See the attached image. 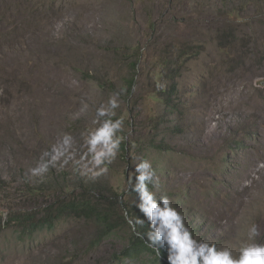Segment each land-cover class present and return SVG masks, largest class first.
Returning a JSON list of instances; mask_svg holds the SVG:
<instances>
[{
  "label": "rangeland",
  "instance_id": "1",
  "mask_svg": "<svg viewBox=\"0 0 264 264\" xmlns=\"http://www.w3.org/2000/svg\"><path fill=\"white\" fill-rule=\"evenodd\" d=\"M138 56L128 98V63ZM258 80H264V0H0V264L108 261L119 240L89 250L96 227L82 218L25 237L4 222L53 202L52 190L60 193L65 180L71 193L83 188L91 195L106 182L136 206L128 177L142 159L159 177L156 195L172 201L199 239L236 250L255 223L257 242L264 243V173L251 187L244 178L250 171L259 176L255 167L264 165ZM116 93L120 107L112 118L124 117L126 139L137 141L156 124L161 151L118 153L95 178L72 162L31 174L60 134L71 133L79 148L81 132L95 127L96 109ZM28 186L45 193L30 196ZM103 195L104 205L120 199Z\"/></svg>",
  "mask_w": 264,
  "mask_h": 264
},
{
  "label": "clouds",
  "instance_id": "2",
  "mask_svg": "<svg viewBox=\"0 0 264 264\" xmlns=\"http://www.w3.org/2000/svg\"><path fill=\"white\" fill-rule=\"evenodd\" d=\"M89 105L82 101L81 111ZM120 107L119 93L111 95L107 107L101 105L96 109L91 124L81 132L82 143L77 148L75 137L68 132L59 135L57 143L46 150L37 166L30 169L33 176H42L57 162L67 165L72 162L80 165L92 177L108 172V166L120 152L124 136L121 135L124 117L113 119L115 110ZM82 149V151H81ZM77 155L79 159H76ZM132 175L128 177V189L138 194L137 207L147 218L149 231L145 243L161 258V247L167 246L169 264H264V243L257 242L260 237L258 225L252 223L247 230V240L238 249L220 247L214 241L199 239L187 225L184 214L179 211L167 196H157L153 190L159 182L149 160L143 159L135 164ZM135 178V182L133 181ZM149 185H152L150 189ZM131 230L141 239L145 234L137 232L136 226L144 220L129 218L124 212Z\"/></svg>",
  "mask_w": 264,
  "mask_h": 264
},
{
  "label": "trees",
  "instance_id": "3",
  "mask_svg": "<svg viewBox=\"0 0 264 264\" xmlns=\"http://www.w3.org/2000/svg\"><path fill=\"white\" fill-rule=\"evenodd\" d=\"M227 30L228 33H226V35H228V37H233V28L228 27ZM182 56L183 53L180 57ZM138 61L139 56L130 60L128 63L130 73L124 80L128 98L132 95L133 85L138 72ZM163 61L169 62V56L163 59ZM167 62L165 66H167ZM168 74H170V71H168ZM172 90L173 88L171 87V92H173ZM165 91L166 88L164 89L161 87V89H158L159 93H164ZM158 131V125L153 124L150 127L149 135L139 138L137 141L134 139L133 142L128 141L126 139V133L122 131L120 134L124 136V141L121 145L119 154L121 157H125L127 150H131L137 156H141L154 148L161 151L162 149H158L160 145L157 143V138L155 137ZM172 132L173 134H177L178 131L172 130ZM135 148L138 151H134ZM126 178V175H124L123 179L126 180ZM133 181L135 182V178H133ZM76 186L79 187L78 185ZM98 187L100 188L93 189L94 191L91 192L92 195L88 189L83 188H80L78 193L73 194L69 188L68 181L65 180L59 186L60 193L52 190L50 195L54 200L53 202L45 205L43 208L40 206L41 209L38 212L20 211L19 213L8 215L4 224L7 227L10 225L15 226L17 232L25 237L33 235L34 232L42 229H52L56 224L66 219L82 218L94 224L96 227L95 235L92 234L93 238L90 239L87 245L89 250L97 248L109 238L119 240V243L115 242L117 246L115 253L103 264H169L166 245L161 247L162 255L161 258H159L153 249L148 247L145 243V240H147L146 233L149 231V224L147 218L139 208L137 206L127 205V202L122 198L124 196L123 192H120L117 187H112L106 182L99 183ZM62 191L65 192L63 193ZM110 191L120 197V199L116 200V204H110L109 202L107 205H104V203L109 200H101L104 197L103 194ZM43 192L44 190L36 186H28L25 191L26 194L33 197L35 194H43ZM61 195H63V197L59 198ZM133 195L137 196L139 199L138 194L134 192ZM96 196L98 198H95ZM125 211L128 217L133 220L136 218L144 220L142 225L138 224L136 226L137 232L145 234L144 239H141L131 230L124 215Z\"/></svg>",
  "mask_w": 264,
  "mask_h": 264
},
{
  "label": "bare ground",
  "instance_id": "4",
  "mask_svg": "<svg viewBox=\"0 0 264 264\" xmlns=\"http://www.w3.org/2000/svg\"><path fill=\"white\" fill-rule=\"evenodd\" d=\"M258 106V105H257ZM264 106V105H263ZM262 106V107H263ZM263 110L260 108V107H258V110H257V112H256V117L259 119V122L260 123H263L264 124V112H262ZM254 112V111H253ZM255 114V113H254ZM261 151H259V152H261L260 153V155L258 156L260 159H262V160H264V142L262 141L261 142ZM257 158V157H256ZM256 164V163H255ZM249 171V170H248ZM253 172H254V170H253ZM255 172L259 175V176H256V175H253V174H251V171H250V173H246L245 175H244V178H246V179H248L249 180V183H248V185L247 186H252L257 180H259V179H261L260 177H261V175L264 173V165L262 166V167H259V166H256L255 167ZM238 186V185H237ZM242 187H246V186H244V185H242ZM242 189V188H241ZM237 190V189H236Z\"/></svg>",
  "mask_w": 264,
  "mask_h": 264
},
{
  "label": "water",
  "instance_id": "5",
  "mask_svg": "<svg viewBox=\"0 0 264 264\" xmlns=\"http://www.w3.org/2000/svg\"><path fill=\"white\" fill-rule=\"evenodd\" d=\"M256 84L257 85H261V86H264V80H258V81H256Z\"/></svg>",
  "mask_w": 264,
  "mask_h": 264
}]
</instances>
